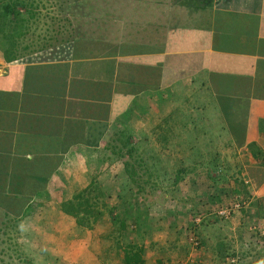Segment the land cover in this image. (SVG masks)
Returning <instances> with one entry per match:
<instances>
[{
	"label": "rangeland",
	"instance_id": "1",
	"mask_svg": "<svg viewBox=\"0 0 264 264\" xmlns=\"http://www.w3.org/2000/svg\"><path fill=\"white\" fill-rule=\"evenodd\" d=\"M36 1L39 20L23 44H38L37 37L53 35L50 29L56 25H63L72 39H78L47 50V58L55 52L66 57L77 47L85 58H108L106 54L113 51L127 59L130 52L143 51L146 37L155 43L166 25L172 28L186 13L202 10L190 7L197 1L186 4V0ZM121 66L122 79L117 75L116 82L126 87L130 65L118 61L117 68ZM173 100L178 101L176 96ZM141 106L132 111L134 116L126 114L110 122L97 149L74 150L45 190L30 198L17 233L10 232L17 237L23 259L32 264H123L124 248L136 245L145 264H157V260L196 264L201 258L211 263L210 253L204 258L200 253H208L203 248L211 244L218 264H264V197L254 196L235 166L243 158L235 162L223 157L226 143L203 138L221 131L196 126L192 118L196 110L173 109L163 118L165 124L152 132L145 126L143 100ZM78 145L83 144L72 146ZM253 160L264 166V159ZM92 182L102 192L101 198L93 199L102 216L92 228H81L61 212L60 205ZM234 203H240V209L227 218L218 215ZM3 212L0 208V223L5 220ZM176 213H183L187 220L173 236L164 231L166 224L155 219ZM194 219H200L198 226ZM161 237H167L166 242L161 243ZM174 241L181 242L174 245Z\"/></svg>",
	"mask_w": 264,
	"mask_h": 264
},
{
	"label": "crops",
	"instance_id": "2",
	"mask_svg": "<svg viewBox=\"0 0 264 264\" xmlns=\"http://www.w3.org/2000/svg\"><path fill=\"white\" fill-rule=\"evenodd\" d=\"M159 36L157 44L146 37L143 51L130 52L127 59L114 57L130 65L131 73L125 84L136 87V94L126 97L123 111L114 117L111 111L115 96L112 95L108 127L110 122L126 114L134 116L132 111L142 108L141 100L145 126L152 132L157 125L165 124L163 118L169 111L196 110L192 114L196 126L218 127L221 131L214 130L203 138L226 143L222 148L223 157L235 158V162L237 158L245 159L239 162L240 166H235L244 175L245 183L249 182L254 196L264 197V166L253 160L264 159V0H213L207 9L186 13L180 24L172 28L166 25ZM118 61H115V81L117 75L122 79ZM67 62L70 61L6 63L0 51V92L6 93L2 115L15 116L18 120L28 73L41 75L52 71L56 74V65ZM175 96L178 101L173 100ZM103 138L104 135L100 144ZM76 149L88 152L94 148L70 146L62 153L61 163L50 179L62 170L64 159L70 158ZM160 218L156 222L166 224L164 231L173 236L187 220L183 213ZM161 238V243L166 242L167 237ZM203 250L208 252H200L203 258L210 253L212 262L201 258L203 261L200 259L196 264H218V253L211 244Z\"/></svg>",
	"mask_w": 264,
	"mask_h": 264
},
{
	"label": "trees",
	"instance_id": "3",
	"mask_svg": "<svg viewBox=\"0 0 264 264\" xmlns=\"http://www.w3.org/2000/svg\"><path fill=\"white\" fill-rule=\"evenodd\" d=\"M188 1L197 3L187 7L203 10L212 6L213 0H186V4ZM38 6L36 0H0V51L4 61L70 62L57 64L56 74L51 71V74L26 75L18 120L15 116L2 115L6 93L0 92V208L5 218L0 223V264H17V261L32 264L23 259L17 237L10 235L17 231L30 198L45 190L61 163L62 153L70 146H99L108 128L112 95L115 96L111 111L114 117L123 111L126 97L136 94V87L127 84L120 87L115 81L116 53L113 51L107 50L108 58L97 55L85 58L76 47L66 57L55 52L47 58V50L61 44H75L78 40L72 39L63 25L50 29L54 34L49 37H37L38 44H23L39 20ZM51 20L56 21L52 17ZM128 86L132 87L130 91ZM101 197V190L92 182L62 202L61 212L73 218L78 227L92 228L102 216L101 207L93 199ZM123 254V264H145L136 245H127Z\"/></svg>",
	"mask_w": 264,
	"mask_h": 264
},
{
	"label": "built area",
	"instance_id": "4",
	"mask_svg": "<svg viewBox=\"0 0 264 264\" xmlns=\"http://www.w3.org/2000/svg\"><path fill=\"white\" fill-rule=\"evenodd\" d=\"M240 207H241V204H240V203H234L230 209H225V210L219 211V212H218V215H219V216H222V217H224V218H227V217H229V216H230L235 210L240 209ZM199 222H200V219H194V223H195L197 226H198ZM191 242H192L195 246L198 245V243H197V241H196L195 239H191Z\"/></svg>",
	"mask_w": 264,
	"mask_h": 264
}]
</instances>
